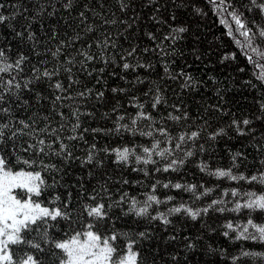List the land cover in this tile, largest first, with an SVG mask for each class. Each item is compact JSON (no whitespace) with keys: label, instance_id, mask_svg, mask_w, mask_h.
<instances>
[{"label":"snow or ice","instance_id":"snow-or-ice-1","mask_svg":"<svg viewBox=\"0 0 264 264\" xmlns=\"http://www.w3.org/2000/svg\"><path fill=\"white\" fill-rule=\"evenodd\" d=\"M163 2L168 5L169 0ZM214 2L221 9L225 0ZM228 3V14L234 20L235 30L246 38L247 47L252 43L249 34L253 29L244 23L235 0ZM5 6L0 2V264H140L145 245L161 239L151 227L153 222L163 226L165 232L171 227V234L163 237L165 248L172 246L161 258L164 264H189V252L194 253L198 245L194 238L179 235L174 218L198 221L211 213L246 214L243 223L227 220L223 235L229 237L234 232L232 239L264 242V189L256 194L233 187L224 192L237 199H211L206 205L196 206V201L209 197L214 189L204 184H161L155 179L151 192L144 193V199L139 200L124 189L132 184L142 185L143 181L113 180L100 172L105 168V158L114 156L112 163L121 168L133 163L152 165L151 169L131 168L151 181L158 173L179 171L189 158L208 153L212 142L227 135L225 127H212L211 116L193 117L181 103L172 104L173 111L158 120L143 103L137 102L135 95L130 97L131 106L137 109L134 115L126 111L119 114L123 106L117 101L110 112L101 114V119L116 114L112 128L85 126L96 118L95 104L106 99V69L112 68L108 76H118L134 88L144 80L138 75L134 80H126L128 73L152 67L151 61H145L144 53H155L162 60L175 53L174 47L171 52L167 50L164 41L183 39L180 34L187 31L173 23L177 19L174 9H179L182 2L171 0L162 10L153 0H15L7 5L8 15L3 12ZM148 7L153 10L147 19L167 25L169 31L159 38L151 30L144 31V37L155 46L140 48L133 40L140 39L137 32L144 19L141 8ZM241 7L264 16V0H248ZM253 35L264 38V25ZM164 71L172 80L183 77L181 88H194L189 74H171L167 66ZM92 81L95 83L89 87ZM97 85L104 87L98 89ZM128 91L111 88L113 94L127 95ZM144 96H151L153 111L161 104L168 107L159 84H153ZM209 109L223 112L218 105H209L205 112ZM168 121L186 130L173 136ZM254 121L264 124V103L259 105L254 118H233L227 129L237 137H250L249 142L254 141L258 154L264 157V131L257 136ZM89 132L121 138L126 132L132 140L115 148H98L95 142L88 143ZM137 136L151 138L150 146L136 142ZM169 143L174 147H162ZM78 151L83 155H77ZM154 156L159 159H153ZM231 156L232 163L227 168L211 169L208 161L203 160L196 166L217 179L247 181L249 187L264 186V158L259 161V171L245 175L239 168L248 166L247 155L237 150ZM76 163L87 168V179L83 175L73 176ZM161 163L162 167L157 166ZM116 184L121 187L114 193ZM158 187L193 193L192 203H177L171 195L161 200L155 194ZM14 189L23 190L22 195L14 194ZM49 189L54 193L64 189L66 196L54 194L47 201L42 200V193ZM169 202H173L171 207H167ZM161 205L165 206L164 211L160 210ZM254 213L261 214V221L255 220ZM126 218H131L133 224L126 230L116 228V222ZM141 224L146 226L139 230ZM240 255L264 257V253L243 250Z\"/></svg>","mask_w":264,"mask_h":264},{"label":"trees","instance_id":"trees-1","mask_svg":"<svg viewBox=\"0 0 264 264\" xmlns=\"http://www.w3.org/2000/svg\"><path fill=\"white\" fill-rule=\"evenodd\" d=\"M0 2L6 5L3 12L8 15L10 9L7 5L14 3L15 0H0ZM176 2H182V6L179 9H174L177 19L173 23L184 26L187 31L180 34L183 39H177L174 42L170 40L164 41V45L168 46L167 50L171 52L174 47L176 49L175 53L163 60L155 53H144L145 61H151L152 67L148 69L137 68L135 73H128L126 80H134L137 75L144 80L143 84H136L134 88L131 84H127L125 80L119 79L118 76H108L112 68L106 69V88H104L106 99L95 104L96 118L89 120L85 126L98 129L112 128L116 114H113L110 119H101V114L110 112L112 107L117 104V101L119 105L123 106L119 114H124L126 111L128 114L134 115L137 109L131 106L130 97L135 95L138 98L137 102L143 103L145 108L148 111H152V114L158 120L167 116L168 112L173 111L170 107L172 104L181 103L193 117L211 116L212 127H225L227 135L212 142L208 153L198 154L189 158V161L179 171L158 173L155 175L154 180L151 181L145 179L143 173L132 172L131 168L147 167L151 169L153 168L152 165L143 166L133 163L128 167L121 168L112 163L114 156L105 158V168L101 169L100 172L110 175L113 180L127 178L134 181H143L142 185L132 184L124 189L139 200L144 199V193L151 192V183L155 179H159L161 184L171 181L172 183L180 182L198 186L204 184L206 187L213 188L214 191L209 197L195 202L196 206L206 205L211 199L223 198L226 201L237 199L230 194L226 195L224 192L225 189L230 190L233 187L238 188L240 191H251L261 194V190L264 189L262 185L254 184L249 187V182L247 181L217 179L205 172H201L196 165L203 160L208 161L211 169L217 167L227 168L232 163L231 153L241 150L247 155L245 163L248 166L244 167L242 165L239 171L245 175L259 171V161L264 157L258 154L256 143L254 141L250 143V137H237L232 130L227 129V125L233 118L237 120H242L246 117L254 118L259 113V105L264 103V79L261 78L264 75V38L259 37V35H253V33L259 31L260 25H264V16L242 8L241 4L247 5L248 0H235L236 10L242 12L245 18L244 23L253 29V33L249 34L252 43L246 47V38L235 30L234 20L228 14L231 11L228 0H225L221 9L217 8L214 0H176ZM153 4L163 10V8L171 4V0H169L168 5H165L163 0H153ZM224 8L228 9V11L223 10ZM152 10L151 7L141 8L144 19L140 23L139 31L137 32L140 39L133 40L140 48L155 46L152 41L144 37V31L151 30L158 38L169 31L167 25H157L147 19ZM165 19H167V14ZM252 20L255 23L249 24V21ZM230 32L231 34H229ZM122 43H124L125 47L128 46L123 40ZM252 48L256 50L252 51ZM165 66H167L171 74H177L181 71L189 74L192 77L194 88L191 90L181 88L183 77H179L176 80L169 79L165 75ZM115 70L118 73L120 72L119 67H116ZM94 83L95 81L90 82L89 87H92ZM153 84H159L162 87L168 107L161 104L157 110L153 111L151 109V96L145 97L144 93L148 92ZM96 87L100 89L104 86L97 85ZM113 87L127 88L129 89L128 94H113L111 92ZM209 105H218L223 112H214L211 109L205 112V108ZM198 122L203 123L202 120ZM167 123L173 136L186 130L182 126L175 125L172 121ZM253 127L257 129V136H259L261 131H264V124L261 122L254 121ZM86 139L89 144L95 142L98 148L105 146L115 148L121 144L129 143L132 137L126 132L123 134V138L115 134H105L104 132L96 134L89 132L86 134ZM135 139L138 143L150 146L151 138L149 137L137 136ZM162 147L173 148L174 145L169 143L162 145ZM184 147L187 149L188 145ZM206 147L208 146L206 145ZM76 154L82 156L83 152L78 151ZM179 154L178 152L176 153L177 156ZM153 159L159 158L154 156ZM237 159L239 160L240 158L238 157ZM157 166L162 167L163 163ZM72 174L73 176L83 175L87 179V168L82 169L76 163L72 168ZM42 175L47 176V174ZM48 181L49 183L51 182L50 177H48ZM92 183L94 184L95 181H92ZM119 187L121 185L116 184L113 192L115 193V189ZM54 194L66 196L64 189H57L55 193L49 189L47 192L42 193L41 199L47 201ZM155 194L161 200L169 195L174 196L177 203L182 201L192 203L193 200V193L176 189L158 187ZM240 199H243V197L241 196ZM172 203L169 202L167 207H171ZM155 207L157 206L153 205V208ZM159 207L161 211L165 210V206L161 205ZM254 216L257 222L261 221V214L254 213ZM246 219V214L241 215L238 213H211L209 216L204 217L203 220L198 221H185L183 217L174 218L175 229L179 235L181 237L194 238L198 245L194 253L189 252V264H244L245 261H247V264H264V257L258 255L243 257L240 255L242 250L251 253H264V242L259 240H235L230 238L236 234L234 232H230L229 237L223 235V232L227 230L224 227L227 220H236L238 223H243ZM132 224L131 218H126L117 221L116 228L126 230ZM144 226L146 225L141 224L139 230H142ZM151 227L156 229V235L161 237V239L145 245L142 251L143 259H141L140 264H153L154 259L156 264H164L161 258L172 250V246L168 245L165 248L163 237L171 234V227L169 232H165L163 226L156 222H153ZM249 230L253 231L251 228ZM209 248L214 251H209Z\"/></svg>","mask_w":264,"mask_h":264},{"label":"rangeland","instance_id":"rangeland-1","mask_svg":"<svg viewBox=\"0 0 264 264\" xmlns=\"http://www.w3.org/2000/svg\"><path fill=\"white\" fill-rule=\"evenodd\" d=\"M15 193H20V194L22 195L23 190H20V189H14V194H15Z\"/></svg>","mask_w":264,"mask_h":264}]
</instances>
